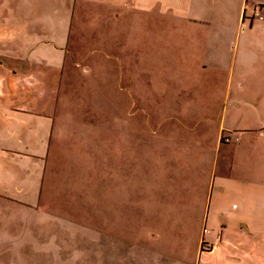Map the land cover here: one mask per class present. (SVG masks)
<instances>
[{"label":"crops","instance_id":"crops-1","mask_svg":"<svg viewBox=\"0 0 264 264\" xmlns=\"http://www.w3.org/2000/svg\"><path fill=\"white\" fill-rule=\"evenodd\" d=\"M257 5L263 19L253 15ZM76 8L68 42L75 25L99 18ZM109 13L136 15L135 22L150 17L160 40L175 46L172 61L154 60L146 69L156 95L146 100L148 89H141L140 101L148 103L140 117L128 108L122 169L134 196L149 191L144 206L167 212L149 220L171 213L192 227L188 257L150 248L158 236L147 231L141 241L118 235L116 264H171L190 259L189 252L193 264H206L205 255L213 264L259 258L261 241L246 231L264 232V0H121ZM61 59L49 65L27 53L9 60L0 51V199L40 197L67 54ZM168 63L175 66L170 72ZM160 193L165 204L150 201Z\"/></svg>","mask_w":264,"mask_h":264},{"label":"rangeland","instance_id":"rangeland-1","mask_svg":"<svg viewBox=\"0 0 264 264\" xmlns=\"http://www.w3.org/2000/svg\"><path fill=\"white\" fill-rule=\"evenodd\" d=\"M120 3L0 0V35L3 30L6 34L0 37V51L9 60L28 53L30 59L50 65L67 54L51 152L41 160L47 169L40 197L0 199V264H116L118 235L141 241L147 231L158 236L147 242L150 248L171 249L188 257L191 248L185 249L184 244L192 227H184L171 213L162 222L156 217L149 220L148 214L159 209L163 215L167 212L144 206L149 191L134 196L135 185L126 182L122 169L128 108L134 110L132 116L140 117L148 103L140 101L141 89H148L146 100L155 94L146 69L154 66V60H171L175 46L160 40L161 30L146 21L150 17L138 16L141 19L135 22L133 14H110L109 9ZM72 6L99 18L75 25L68 42ZM168 64L164 69L170 72L175 66ZM156 196L150 201H168L165 194ZM136 200L143 207L134 205ZM246 232L247 238L261 241L262 250L247 264H264V232ZM189 253L190 259L175 257L171 264L183 260L193 264ZM203 260L215 262L209 255Z\"/></svg>","mask_w":264,"mask_h":264},{"label":"built area","instance_id":"built-area-1","mask_svg":"<svg viewBox=\"0 0 264 264\" xmlns=\"http://www.w3.org/2000/svg\"><path fill=\"white\" fill-rule=\"evenodd\" d=\"M260 10H261V7L259 6V5H257L256 7H255V10H253V15H254V17H257V18H260V19H263V16L261 15V12H260ZM223 138H224V141H226V142H230V138L227 136V135H224V136H222Z\"/></svg>","mask_w":264,"mask_h":264}]
</instances>
